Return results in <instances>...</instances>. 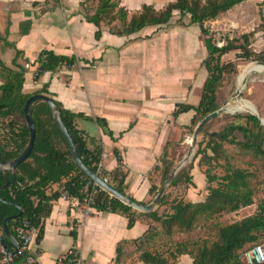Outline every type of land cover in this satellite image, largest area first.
<instances>
[{"label": "crops", "instance_id": "crops-1", "mask_svg": "<svg viewBox=\"0 0 264 264\" xmlns=\"http://www.w3.org/2000/svg\"><path fill=\"white\" fill-rule=\"evenodd\" d=\"M83 1L0 0V60L12 67L19 51L17 63L24 68L29 65L25 68L24 91L33 92L47 84L53 98L65 109L83 114L75 124L85 133L87 148L101 150V170L108 178L116 170L125 173L127 194L149 203L153 199L149 188L159 186L161 178L159 159L165 150L172 153L194 116L189 111L174 117L176 104L197 105L201 91L196 90H202L206 74L201 70L203 78L195 82L192 72L198 67L192 68L190 58L183 55L182 39L173 37L172 29L145 27L131 35H117L111 28L120 26V21L110 24L103 20L100 38L96 39L97 27L85 20ZM116 1L129 19L143 5L160 10L173 0ZM42 50L73 56L76 61L70 67L62 65L54 72H45L34 81L35 71L30 66ZM97 118L105 121V129ZM115 152L121 156L122 165ZM157 165L160 168L155 169ZM60 188L54 184L47 194ZM49 205L50 212L40 218L39 233L30 247L37 264H55L69 249L77 251L81 264H113L119 244L123 249L119 264H144L139 258L143 250L165 252L197 237L178 233L165 236L161 226L144 215H138L133 227L128 228L127 218L120 213L93 208L85 214L73 200L61 196L50 200ZM255 209L235 215L234 221L254 214ZM149 228H155L157 235L141 243ZM175 264L193 263L183 254Z\"/></svg>", "mask_w": 264, "mask_h": 264}, {"label": "trees", "instance_id": "trees-1", "mask_svg": "<svg viewBox=\"0 0 264 264\" xmlns=\"http://www.w3.org/2000/svg\"><path fill=\"white\" fill-rule=\"evenodd\" d=\"M245 1L247 0H173L160 10L143 5L139 11L132 13L127 19L126 10L120 7L116 0H100L94 13L90 14L86 11L84 17L87 22L97 27L96 39L100 38V24L103 20H108L110 24L116 19L120 21V26L111 28V31L117 35H131L145 27L165 26L171 21L175 12H178L181 18L188 17L189 24L197 25L203 36L206 50L202 66L207 76L202 85L198 104L179 103L176 104L173 112V116L177 117L180 113L193 111L194 116L191 123L196 126L200 119L219 107L217 91L223 82L224 75L236 72L233 63L222 61L223 55L232 50H240L239 56L246 61L258 59L264 63V50L257 56L250 49V38L254 36V31L241 35V43L239 39H227L225 44L219 46L205 26L206 21L217 19ZM262 4L264 5V0ZM114 10L116 13L111 15ZM19 55L20 52L16 50L11 63L12 67L6 66L0 60V161L15 159L27 146L30 132L24 120L23 108L30 96L44 94L53 100L83 164L97 173L101 150H89L85 141V133L75 124L76 118L83 117V114L65 109L59 101L53 98L47 84H43L33 92H25L26 69L17 63ZM75 61L76 58L73 56L58 55L52 51L42 50L30 66L35 71L34 81H37L45 72H54L62 65L70 67ZM29 112L35 127L32 150L29 156L17 165L15 174L11 170L0 172V231L8 251L12 250L13 244L3 234V225L7 217L20 213L19 217L8 220L6 224L8 231L14 237V228L23 218L38 225L40 218L49 214V201L60 196L59 191L47 194V190L52 185L59 184L71 196L79 197L78 189L89 180L75 164L67 141L47 103L43 100H35ZM234 117L244 119V122L231 121L219 131L214 132L208 131V126L213 119L205 124L197 138L192 161L179 170L168 185L176 189L180 186L184 189L190 186L195 188L192 170L194 161L198 158L197 166L204 167L202 174L207 184V192L200 201L193 203L187 201L184 196H170L169 192L165 191L153 211L142 213L110 196L97 186L93 208L96 211L124 215L127 218L128 228L133 227L138 215H144L158 223L162 233L170 237L176 233L191 234L200 227L201 223L213 221L221 215L253 205L255 194L251 183L253 174L229 162L225 145H234L264 158V125H261L258 118L251 114ZM96 120L101 128H106L103 119L97 118ZM193 130L192 127L191 132ZM107 133L112 137L110 131ZM115 156L119 165H122L118 152H115ZM220 160L224 163H220ZM159 161L161 163L160 183H163L176 164L169 158L166 150ZM216 165L223 168L222 175L213 172ZM158 168H160L158 165L155 166V169ZM98 175L104 177L106 173L102 171ZM125 177V173L116 170L109 176V184L121 194L136 201L126 192ZM215 182L216 185H213ZM159 188L157 185H151L149 193L154 197ZM214 226L217 229L214 239L197 236L194 239L179 242L171 250L168 249L165 252L143 250L139 258L144 264H175L179 256L187 254L192 258L193 264H243L239 255L258 244L260 240L264 241V204L262 202L256 204L252 215L226 224L215 221ZM156 235V229L149 228L141 237L140 242L152 240ZM73 237H76L74 231ZM122 251V245L119 244L113 264H119Z\"/></svg>", "mask_w": 264, "mask_h": 264}, {"label": "rangeland", "instance_id": "rangeland-1", "mask_svg": "<svg viewBox=\"0 0 264 264\" xmlns=\"http://www.w3.org/2000/svg\"><path fill=\"white\" fill-rule=\"evenodd\" d=\"M262 1L263 0H249L247 2H242L233 7L231 9L232 11L229 10L220 15L217 19L206 21L205 26L209 29L210 35L215 43L221 46L226 43L227 39L240 40L241 35L254 31V36L250 38V49L258 56L260 52L264 50V5L262 4ZM96 2V0H84L81 5H83L84 10L89 11L98 6L99 1L97 4ZM161 27L162 28H159L167 31L172 29L173 37L176 36L178 41L182 39L183 55L190 58L192 61V68L198 67L196 71H193L192 73H194L193 79L195 82L199 83V78L201 76V79L203 78V75L200 76L202 73L201 70H203L207 76V73L202 66V61L206 57V50L199 27L197 25L189 24V18H181L178 12L174 13L173 18L168 24ZM159 28L157 30H159ZM239 43H241V40ZM239 55L240 50H232L222 56V61L224 63L231 62L235 65L236 72L224 75L223 82L217 91L219 106L231 98L237 90L236 77L238 73L247 70L254 65L248 66V63L259 61L258 59L246 61ZM195 63L197 64L195 65ZM191 65L189 64V66ZM249 78H251V76L248 77L246 88L241 95V98L244 99L242 102L251 107L253 105L259 113V116L264 117V75H260L258 79H255L254 81H251ZM196 91L200 93L201 90L198 88ZM245 114H249L248 111L240 113L236 112L234 114H223L216 117L209 124L208 131H219L225 124L231 121L243 123L244 119H237L234 116ZM192 127L194 129L195 126L193 123H190L186 130L182 132L180 139L176 142V146L172 148V153H168L169 158L173 160L174 164H176L187 152L189 140L192 135ZM237 136L240 138L239 135ZM225 151L229 162L233 166L245 169L253 174L251 183L255 191L254 204L249 206V209L241 211L240 214H235L236 216H241L248 213L246 211H252L256 204L261 202L264 204V158L255 156L251 151L242 150L234 145L226 144ZM197 162L198 158L194 161V169L192 170L193 180L196 187L194 188L190 186L188 189H184V187L180 186L176 189L167 186L165 191L169 192L170 196H184L187 201H196L202 199V196L206 194L207 184L205 182V177L202 174L204 167H198ZM220 163L223 164L224 161L220 160ZM213 172L222 175L224 170L221 166L216 165L213 168ZM158 184L160 187L162 183L159 181ZM213 185H216V182L213 183ZM235 215L229 216L228 214H224L213 221L204 224L201 223L200 227L190 235L214 239L217 232L214 222L219 221L223 224L230 223L237 218ZM258 244L262 245L264 249V241L260 240Z\"/></svg>", "mask_w": 264, "mask_h": 264}, {"label": "water", "instance_id": "water-1", "mask_svg": "<svg viewBox=\"0 0 264 264\" xmlns=\"http://www.w3.org/2000/svg\"><path fill=\"white\" fill-rule=\"evenodd\" d=\"M260 65L264 67V63L261 61L258 62H253V63H248V66L251 65ZM247 66V67H248ZM247 76L245 77V81L243 83V87L240 89H237L235 91V93L232 95L231 98H229L227 101H225L222 105H220L217 109H215L214 111L208 113L206 116H204L202 119H200L198 121V123L196 124V126L194 127V130L192 132L191 138H190V143L188 145V149L187 152L185 153V155L176 163V165L174 166V168L172 169L171 174L167 177V179L161 184L157 194L153 197V199L149 202V203H139L137 201L132 200L129 196L127 195H123L120 192H118L113 186H111L109 183H106L105 181H103V179L95 172H93L92 170H90L87 166H85L83 164V162L81 161V159L79 158L76 148L70 138V135L68 134L66 128L64 127L59 112L57 111V109L55 108V104L53 102V100L48 97L47 95L44 94H35L30 96L23 108V113H24V120L28 126L29 132H30V138L28 141L27 146L25 147V149L22 151V153L16 157L15 159L9 160V161H5V162H1L0 161V172L4 173L5 171H9L11 170L13 172V174H15V170L18 164H20L21 162H23L30 154L32 147H33V143H34V139H35V127H34V123L33 120L31 118L30 112H29V108L32 104V102H34L35 100H43L47 103V105L49 106L50 112L52 113L53 118L55 119L60 131L63 133L67 144L69 146L70 152H71V156L75 162V164L77 165V167L80 169V171L90 180H92L93 182L96 183V185L101 188L103 191L107 192L110 196L117 198L118 200H120L121 202H123L124 204L132 207L134 210H137L139 212L142 213H148L151 212L155 209V207L158 205L161 197L163 196L166 187L170 184V182L173 180L174 176L176 175V173L181 170L183 167H185L188 163H190L194 157L195 154V150H196V142H197V138L200 135L203 127L205 126V124L207 122H209L210 120L219 117L223 114H234L236 113L234 111V108L237 105V101H244V99L241 98L242 93L244 92L246 85H247ZM247 101V100H246ZM248 103H250L249 101H247ZM251 104V103H250ZM252 105V104H251ZM248 113L257 117L258 121L261 125H264V117H260L259 113L257 112V110L255 109V107L252 105V109L248 110ZM7 185V183L5 184V186ZM20 213H18L16 216H9L5 219L4 221V225H3V234L6 238H8L13 245L16 247V243H15V239L13 238V236L10 234V232L7 229V222L10 219L19 217ZM0 242L4 245V240L3 237H0Z\"/></svg>", "mask_w": 264, "mask_h": 264}, {"label": "built area", "instance_id": "built-area-1", "mask_svg": "<svg viewBox=\"0 0 264 264\" xmlns=\"http://www.w3.org/2000/svg\"><path fill=\"white\" fill-rule=\"evenodd\" d=\"M28 64L25 68H28ZM102 172L101 163L97 164V174ZM103 181L109 183L107 176L101 177ZM96 183L92 180L85 181L78 189L79 197L71 196L63 186L59 189L60 196L64 200H73L85 214H88L95 203ZM33 200L37 201L36 198ZM40 225L31 222L27 218H23L14 228V239L16 247L12 251H8L0 242V264H37V257L30 252V247L39 233ZM0 237L2 233L0 231ZM243 264H260L264 262V249L262 245L256 244L245 250L239 255ZM55 264H81L77 251L75 249L67 250L61 255Z\"/></svg>", "mask_w": 264, "mask_h": 264}, {"label": "bare ground", "instance_id": "bare-ground-1", "mask_svg": "<svg viewBox=\"0 0 264 264\" xmlns=\"http://www.w3.org/2000/svg\"><path fill=\"white\" fill-rule=\"evenodd\" d=\"M260 75H264V67L260 66V65H253L252 67H250L247 70H244L242 72H239L237 77H236V86L237 89H240L243 87V83L245 81V77L247 76V81L248 82V77L251 76V78H249L251 81H254L255 79H258V77ZM262 77V76H261ZM252 109V107L248 104L243 103L242 101H237V105L234 108V111L237 113L240 112H246L248 110ZM190 143V140H189Z\"/></svg>", "mask_w": 264, "mask_h": 264}]
</instances>
